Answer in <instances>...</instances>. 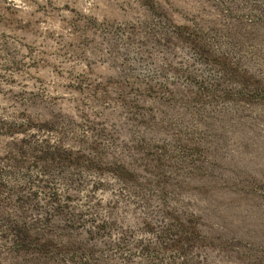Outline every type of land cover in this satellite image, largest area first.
Instances as JSON below:
<instances>
[{"label":"rangeland","instance_id":"obj_1","mask_svg":"<svg viewBox=\"0 0 264 264\" xmlns=\"http://www.w3.org/2000/svg\"><path fill=\"white\" fill-rule=\"evenodd\" d=\"M0 264H264V0H0Z\"/></svg>","mask_w":264,"mask_h":264},{"label":"clouds","instance_id":"obj_2","mask_svg":"<svg viewBox=\"0 0 264 264\" xmlns=\"http://www.w3.org/2000/svg\"><path fill=\"white\" fill-rule=\"evenodd\" d=\"M17 4L19 5V0H16Z\"/></svg>","mask_w":264,"mask_h":264}]
</instances>
